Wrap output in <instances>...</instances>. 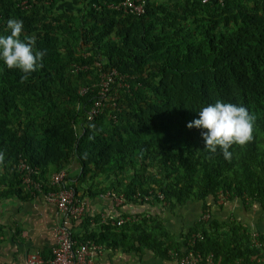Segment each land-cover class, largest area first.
<instances>
[{
	"label": "trees",
	"instance_id": "obj_1",
	"mask_svg": "<svg viewBox=\"0 0 264 264\" xmlns=\"http://www.w3.org/2000/svg\"><path fill=\"white\" fill-rule=\"evenodd\" d=\"M122 1H98L75 15L57 13L56 0L22 10L0 0V35L8 34L9 18L20 19L21 39L34 37V50H46L43 66L24 83V73L0 60V201L31 197L18 168L26 161L45 183L66 170L81 202L156 203L172 211L201 203L204 214L207 201L218 204L225 192L264 213V0H146L143 16L111 8ZM104 74L111 78L108 102L89 120ZM217 100L245 106L256 118L252 141L233 145L230 162L219 148L205 149L202 130L187 127ZM118 197L125 200L119 206ZM107 219L95 230L85 215V232L74 239L172 261L189 251L213 254L214 264H251L262 251L242 224L213 216L179 239L146 213ZM198 234L203 239L190 246ZM260 240L264 245L263 233Z\"/></svg>",
	"mask_w": 264,
	"mask_h": 264
},
{
	"label": "crops",
	"instance_id": "obj_2",
	"mask_svg": "<svg viewBox=\"0 0 264 264\" xmlns=\"http://www.w3.org/2000/svg\"><path fill=\"white\" fill-rule=\"evenodd\" d=\"M98 1L102 0H81L74 7L76 8L75 12L63 7L57 8L56 5L54 8L57 13L68 12L69 14L80 15L86 5L96 4ZM174 1L177 2L180 0H148L149 3L156 5L172 3ZM72 169L74 171L71 176L76 182L78 170L75 163ZM78 189L79 194L84 195L81 191L82 188ZM82 200L86 203V217L88 216L92 220V228L95 230L101 227L104 218L111 217L118 219L121 214L146 213V215L160 217L165 227L175 234L177 239L180 238L183 232H189L199 222V218L203 213L201 203H191L194 206H188L185 211L182 209L180 215L189 214L194 210L197 215H195L194 220L185 225L179 221L178 218L180 216L175 214L176 210L165 209L156 203L145 206L128 204L123 208H117L109 201H91L87 197H83ZM11 203L18 204L11 205ZM209 205V207L213 208L214 220L218 222L235 221L242 224L250 232L256 231L259 234H264V213L258 206L252 205L246 208L239 200L229 201L223 205H218L219 207H215L212 201ZM228 205H230V209L235 214L228 213ZM24 206L28 208L22 211ZM166 219L169 223L166 222ZM56 220V207L47 202L43 194L31 195L25 201L19 198L1 200L0 226L3 227L4 240L0 244V264H25L28 255L33 252H41L46 258H50L56 241L53 231ZM81 224L82 222L72 227V233L74 235H83L85 232V228ZM94 258L95 264H178L176 261L157 258L153 253L148 251H145L144 254L134 252L126 253L122 249L111 250L106 246L101 251H98Z\"/></svg>",
	"mask_w": 264,
	"mask_h": 264
},
{
	"label": "built area",
	"instance_id": "obj_3",
	"mask_svg": "<svg viewBox=\"0 0 264 264\" xmlns=\"http://www.w3.org/2000/svg\"><path fill=\"white\" fill-rule=\"evenodd\" d=\"M42 0H14L15 6L22 9L32 8L35 4H38ZM208 0H203V3H207ZM45 4L49 5L48 1ZM147 1L146 0H124L117 5H112L111 8L116 11H123L132 15L143 16L146 12ZM111 78L109 75L104 74L103 80L99 85V99L89 113V120H93L99 114H103L108 102V96L110 93ZM84 92H81L84 95ZM74 164H72L73 166ZM19 171L22 175L23 185L25 189L30 191L32 195L43 194L47 202L55 205L57 220L53 228L55 234V246L52 249V256L46 258L41 252L30 253L25 260V264H95V254L103 249L102 246L96 245L93 242L82 243L75 240L72 233V227L83 221L86 215V203L79 202L75 197V190L65 182L67 177L66 170H62L59 173L54 174L48 183H45L35 178L36 170L23 161L19 165ZM47 187V191L44 189ZM109 195V194H108ZM229 194L225 192H219L218 204H223L228 200ZM105 197V196H103ZM158 198L163 199V195L159 194ZM150 199V198H147ZM116 204L119 206L124 203V199L118 197L115 199ZM212 218V213L206 210L200 221L209 222ZM135 221V219H133ZM109 220L103 219V223L106 224ZM124 220L117 222L118 226L124 224ZM252 242L254 246L261 250V255H256L251 258V264H264V245L260 240L259 232H251ZM203 235L198 234L192 236L189 240V245L193 246L197 240H202ZM177 255H174V259L178 264H214L215 258L213 254L204 257L202 254H194L193 251H189L180 260L176 259ZM220 263V260H219ZM235 264H246L244 261H236Z\"/></svg>",
	"mask_w": 264,
	"mask_h": 264
},
{
	"label": "clouds",
	"instance_id": "obj_4",
	"mask_svg": "<svg viewBox=\"0 0 264 264\" xmlns=\"http://www.w3.org/2000/svg\"><path fill=\"white\" fill-rule=\"evenodd\" d=\"M50 4V3H49ZM44 6L49 5L44 3ZM23 21L9 18L6 24L7 35H0V60H3L8 69H18L24 75L21 83L28 80L31 73L43 66L45 51H35V38L23 34ZM199 118L187 124L189 129L202 130L201 135L205 141V149L216 153L218 148L227 161H231L233 145L244 146L253 139L255 116L250 114L245 106L225 103L217 100L215 103L202 107L198 112ZM5 161V154L0 152V164Z\"/></svg>",
	"mask_w": 264,
	"mask_h": 264
},
{
	"label": "rangeland",
	"instance_id": "obj_5",
	"mask_svg": "<svg viewBox=\"0 0 264 264\" xmlns=\"http://www.w3.org/2000/svg\"><path fill=\"white\" fill-rule=\"evenodd\" d=\"M68 1V3H66ZM81 0H56V6H57V8H61V7H63V8H65V9H71V11H73V12H75L76 11V8H74L76 5H78V2H80ZM70 7H68V6ZM208 203H211V199H209L208 201H207ZM227 202H229V200L227 201ZM226 202V203H227ZM18 203H11V205H17ZM192 204H197V203H192ZM192 204H188V205H186V206H184V207H178L177 209H175L176 210V215L177 216H180L178 219H179V221L181 222V223H183V224H185V225H187V223H189L190 221H192V220H194V218H195V215H197V213L195 212V210L194 211H192V212H190L189 214H182V215H180L181 214V210L183 209L184 211L185 210H187V207L188 206H194V205H192ZM214 206L215 207H219L218 206V204L216 203H214ZM27 206H24L23 207V210L22 211H24V210H27ZM193 208V207H192ZM227 211H228V213L229 214H231V213H233V214H235L234 212H233V210H231L230 209V205H228L227 206ZM209 209H210V211H211V213H212V216L214 215V213H213V208H211V207H209ZM202 216H203V213H202V215L200 216V218H199V221L201 220V218H202ZM214 217V216H213ZM166 222L167 223H169L168 221H167V219H166Z\"/></svg>",
	"mask_w": 264,
	"mask_h": 264
}]
</instances>
